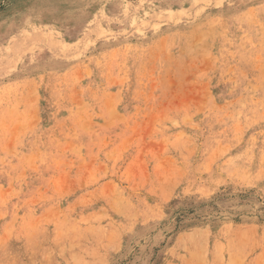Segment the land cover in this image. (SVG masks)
Listing matches in <instances>:
<instances>
[{"label":"rangeland","instance_id":"rangeland-1","mask_svg":"<svg viewBox=\"0 0 264 264\" xmlns=\"http://www.w3.org/2000/svg\"><path fill=\"white\" fill-rule=\"evenodd\" d=\"M0 264H264V0H0Z\"/></svg>","mask_w":264,"mask_h":264}]
</instances>
